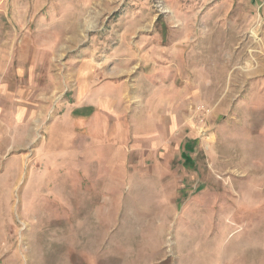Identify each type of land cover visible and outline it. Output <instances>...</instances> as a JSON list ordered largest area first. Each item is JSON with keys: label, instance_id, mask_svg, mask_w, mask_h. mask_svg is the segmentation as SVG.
<instances>
[{"label": "rangeland", "instance_id": "obj_1", "mask_svg": "<svg viewBox=\"0 0 264 264\" xmlns=\"http://www.w3.org/2000/svg\"><path fill=\"white\" fill-rule=\"evenodd\" d=\"M255 16L248 0H0V264H264ZM74 128L119 137L65 146Z\"/></svg>", "mask_w": 264, "mask_h": 264}, {"label": "crops", "instance_id": "obj_2", "mask_svg": "<svg viewBox=\"0 0 264 264\" xmlns=\"http://www.w3.org/2000/svg\"><path fill=\"white\" fill-rule=\"evenodd\" d=\"M249 1V3L251 4V6H253V8H254V10H255V13H256V16H255V19H254V22H255V20L257 19V17L259 16H261V18H262V20H263V23H264V0H248ZM263 33H264V31H263ZM255 65L256 66H254L253 64L251 65L252 66V69L253 68H255V69H257L256 71H257V73H256V77L253 79V80H255L254 82H255V86L256 87H258L257 89V93L261 90V89H263L264 88V62H263V60H262V62L259 64V62H255ZM254 69V70H255ZM157 72V71H156ZM156 72L154 71L153 73L152 72H150L149 73V77H151V76H154L155 74H156ZM103 87V86H102ZM105 87V86H104ZM81 93V92H80ZM80 95V94H79ZM80 100V99H79ZM82 100V99H81ZM80 100V101H81ZM79 102L77 101V104H78ZM83 106H88V104H82V105H80V104H78V106H76L77 108H81V107H83ZM91 106V105H90ZM70 115V114H69ZM75 116H78V117H76V118H79L80 120H82V118L80 117V116H86L85 114H79V113H77L76 114V112H75ZM96 116H97V111H96V109H95V111L93 112V118L91 119V120H96L95 118H96ZM78 119V120H79ZM74 123H76V122H74ZM125 125L123 124V123H121V125H119V128H120V133H124V130H126L125 129V127H124ZM119 131H117L118 132V134H110V136L106 133V132H101V133H90V134H88V132H86V131H84L82 134H80L81 132H77V131H75V128L74 129H72V134H70L71 136L69 137L68 136V133H67V131L66 132H64V140L62 139V137H60L61 138V140L63 141V143H64V145L66 146L67 145V143H69L70 145H71V143H73L74 142V139L77 137V135H79L80 137L83 135V136H85V135H89V138H90V140H92V142H93V145H92V147H93V149L94 150H98V148H103V144L102 143H104V141H105V138H107L108 139V137H119ZM123 131V132H122ZM89 132H90V130H89ZM85 133V134H84ZM57 136V133L56 132H54L53 133V138H55ZM66 136V137H65ZM68 139H70V140H68ZM51 147H54V146H52L51 145ZM86 148H84V149H77V150H75L74 148H72V149H69V152L66 154V153H63V154H60L59 153V151H57V150H53L56 154L57 153H59V155H69V153H73L74 154V156H77V155H79V154H85V155H87L88 154V151H87V149L89 148V145H88V143H87V141H86V146H85ZM71 148V147H70ZM51 149V148H50ZM51 151V150H50ZM98 151H100V150H98ZM50 153V152H49ZM56 154H54L55 156H56Z\"/></svg>", "mask_w": 264, "mask_h": 264}, {"label": "built area", "instance_id": "obj_3", "mask_svg": "<svg viewBox=\"0 0 264 264\" xmlns=\"http://www.w3.org/2000/svg\"><path fill=\"white\" fill-rule=\"evenodd\" d=\"M254 30H256V27H254ZM261 39H262V38H260V39H259V41H261ZM201 109H203V110H204V109H205V107H201ZM208 113H209V111H208Z\"/></svg>", "mask_w": 264, "mask_h": 264}]
</instances>
